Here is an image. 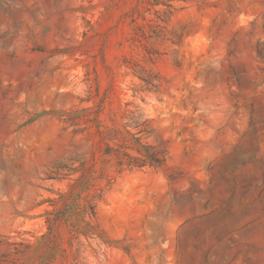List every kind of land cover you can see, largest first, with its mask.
Returning a JSON list of instances; mask_svg holds the SVG:
<instances>
[{
  "label": "rangeland",
  "instance_id": "1",
  "mask_svg": "<svg viewBox=\"0 0 264 264\" xmlns=\"http://www.w3.org/2000/svg\"><path fill=\"white\" fill-rule=\"evenodd\" d=\"M159 1L0 0V264H264V0Z\"/></svg>",
  "mask_w": 264,
  "mask_h": 264
},
{
  "label": "trees",
  "instance_id": "2",
  "mask_svg": "<svg viewBox=\"0 0 264 264\" xmlns=\"http://www.w3.org/2000/svg\"><path fill=\"white\" fill-rule=\"evenodd\" d=\"M170 1V0H169ZM185 1V0H180ZM156 5L162 4L163 2H160L159 0H155ZM168 7H170V4L166 3L164 4ZM129 134L133 137L134 145H132L130 148L137 153V156H133L129 153L123 154L121 156L118 154L117 159L120 166L127 165L129 167H145V166H153V167H161L164 165V159L159 158L156 153H153L151 151L150 146L143 145L139 138L134 137L133 134L129 132ZM108 154H112L113 150L112 148H109ZM115 153V151H114ZM125 157V159L123 158Z\"/></svg>",
  "mask_w": 264,
  "mask_h": 264
}]
</instances>
